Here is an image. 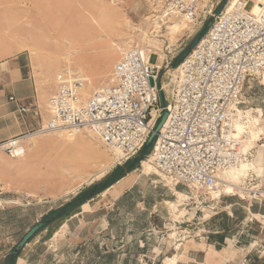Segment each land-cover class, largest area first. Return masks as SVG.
<instances>
[{"label": "rangeland", "instance_id": "374dc122", "mask_svg": "<svg viewBox=\"0 0 264 264\" xmlns=\"http://www.w3.org/2000/svg\"><path fill=\"white\" fill-rule=\"evenodd\" d=\"M181 2L0 0V63L15 61L31 81L25 102L41 111L40 124L49 118L60 73H82L85 99L109 82L114 63L134 47L150 53L153 63L162 54L166 86L230 0H195L191 19L179 11ZM241 101L236 123L250 155L235 182L227 188L221 182L218 196L169 183L142 148L128 159L136 164L131 171L67 220L61 207L127 160L118 163L117 153L88 130L42 131L32 120L21 134L23 156L11 158L0 148V264L40 220L48 225L15 264H24L21 257L27 264H264V74L246 81ZM251 133L255 140L248 143Z\"/></svg>", "mask_w": 264, "mask_h": 264}, {"label": "built area", "instance_id": "2783aa9c", "mask_svg": "<svg viewBox=\"0 0 264 264\" xmlns=\"http://www.w3.org/2000/svg\"><path fill=\"white\" fill-rule=\"evenodd\" d=\"M196 8L195 0H182L179 11L191 19ZM161 67L141 48L128 49L114 63L109 82L85 99L86 78L80 71L65 69L48 99L49 118L41 124L35 105L12 95L9 100L23 122L31 119L42 131L94 133L117 153L118 163L146 145L165 110L166 120L149 153L153 168L173 185L219 191V173L250 155L235 122L243 116L239 108L246 81L264 71V0H232L216 14L209 30L178 64L174 80L165 86L160 78L162 102L156 88ZM23 138L6 139L0 148L11 158L21 157Z\"/></svg>", "mask_w": 264, "mask_h": 264}, {"label": "crops", "instance_id": "0c3cea01", "mask_svg": "<svg viewBox=\"0 0 264 264\" xmlns=\"http://www.w3.org/2000/svg\"><path fill=\"white\" fill-rule=\"evenodd\" d=\"M32 91L31 81L22 74L20 65H17L15 61L11 60L0 63V143L11 137L24 134L30 129L32 120L26 119L24 122L21 120L15 104L9 100V96L12 95L21 102L27 103L25 102L26 97L24 95H30ZM41 121L43 122V119ZM37 123L39 124L40 122L37 121ZM88 201L80 206V210L77 213L67 218L78 216V213L83 210L82 206L87 205ZM67 218L63 220H67ZM214 249L216 250L215 247ZM21 258L24 260V264H27V258Z\"/></svg>", "mask_w": 264, "mask_h": 264}, {"label": "trees", "instance_id": "16d2710c", "mask_svg": "<svg viewBox=\"0 0 264 264\" xmlns=\"http://www.w3.org/2000/svg\"><path fill=\"white\" fill-rule=\"evenodd\" d=\"M152 145H153V141L148 145H144L143 149H145L146 153L151 150ZM140 159H142V157ZM134 163L135 162H133V160H127L122 166L120 165L116 166L111 172V174L108 175L103 181L90 185L89 187L80 191L78 194L72 197V199L69 202L65 203V205L61 207L62 212L60 218L64 219L72 214L77 213L80 210V206L84 202H87L89 199L93 198L95 195L102 192L112 183L116 182L126 173L131 171L136 166V164ZM45 227H43L42 229H44ZM217 238L220 239L221 236H217ZM18 256L19 254L17 256H12L10 252L4 257V259L2 260V264H15Z\"/></svg>", "mask_w": 264, "mask_h": 264}, {"label": "water", "instance_id": "95a60500", "mask_svg": "<svg viewBox=\"0 0 264 264\" xmlns=\"http://www.w3.org/2000/svg\"><path fill=\"white\" fill-rule=\"evenodd\" d=\"M197 40H195L192 45L190 46V48L188 49V52L194 47V45L196 44ZM187 52V53H188ZM162 72H159L157 80H156V88L158 90V94H159V98L160 101L162 102V92H161V88H160V78H161ZM149 83L151 86L154 85V80L152 77L149 78ZM167 117V111H163L159 121L157 122V124L155 125L154 129L151 131V133L149 134L147 141H146V145L150 144L156 133L158 132V130L162 127V125L164 124L165 120ZM47 225V221L46 220H40L37 221L35 224H33L30 228L27 229V231L22 235V237L20 238V240L16 243V245L14 246L13 250L11 251V255L12 256H17L21 250L24 248V246L27 244V242L43 227H45Z\"/></svg>", "mask_w": 264, "mask_h": 264}, {"label": "bare ground", "instance_id": "6f19581e", "mask_svg": "<svg viewBox=\"0 0 264 264\" xmlns=\"http://www.w3.org/2000/svg\"><path fill=\"white\" fill-rule=\"evenodd\" d=\"M232 2V0H230V2L226 5V8H229V6H230V3ZM260 4H261V2H257L256 4H255V6H254V8H253V11L254 12H256L258 9H259V7H260ZM168 26V25H167ZM168 28H171V26L170 27H168ZM176 30V28L173 30V31H175ZM170 31V30H169ZM157 54H158V59H157V62H156V65L157 66H160L161 65V63H162V54L160 53V52H156ZM169 69V68H168ZM262 74H264V71L262 72ZM254 113V112H253ZM252 115V114H251ZM252 119L254 120V122H257L258 123V121L260 120V114L256 117H252ZM263 123V122H262ZM235 127H236V129H237V131L238 132H240L241 131V125L240 124H237L236 122H235ZM246 130V129H245ZM251 132V131H250ZM255 140V135H253L252 133L250 134V136L247 138V141H248V143L249 142H253ZM245 144V143H244ZM246 146H248V145H245V147ZM243 163H246V162H241L239 165H237V166H235V167H231V168H228V169H225V170H222L220 173H219V179L221 180V182H223V188H227L226 186H225V183L227 184V182L230 180V181H232V182H235V180L239 177L238 175H240V171H241V168H242V165H243ZM143 166L145 167H149V166H147V164H146V162H144L143 163ZM258 171L257 172H260V169H261V167L260 166H258ZM236 174V175H235ZM230 178V179H226V178ZM112 189V188H111ZM239 189H241V188H239ZM104 191V190H103ZM176 193L179 195V196H181V195H183L180 191L178 192V191H176ZM210 194L212 195V196H214V197H216V196H218L219 194H220V190L219 191H214V192H210ZM104 220V219H103ZM106 220V219H105Z\"/></svg>", "mask_w": 264, "mask_h": 264}]
</instances>
